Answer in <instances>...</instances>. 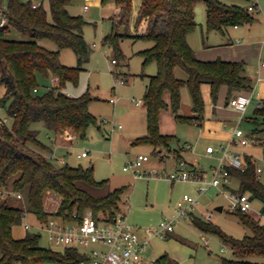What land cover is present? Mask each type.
Returning <instances> with one entry per match:
<instances>
[{
	"label": "trees",
	"instance_id": "obj_1",
	"mask_svg": "<svg viewBox=\"0 0 264 264\" xmlns=\"http://www.w3.org/2000/svg\"><path fill=\"white\" fill-rule=\"evenodd\" d=\"M48 2L46 7L45 2ZM74 0H0V84L5 85V93L0 106H7L11 123L0 117V187L12 188L23 194V198L11 197L0 201V264H11L20 259L24 264H43L47 260L62 264H73L86 258L77 248L56 251L40 246V233L29 231L22 238L13 234V226L23 221L28 212H33L40 220H47L44 209L49 191L60 196L58 212L84 213L91 209L95 214L109 213L115 216L123 211L121 201L128 186L122 185L104 195H96L91 188H102L108 179L98 180L94 166H72L58 163L47 156L52 152L50 145L39 138L36 123L43 122L49 132L64 134L72 129L75 135L85 137L88 129L98 123V117L89 105L93 99L89 90L80 95H69L64 91L68 83L77 85L80 74L85 69L92 49L85 39L83 28L87 20L83 15H74L68 5ZM106 3L110 0H102ZM121 7L112 16L113 27L104 37L117 56L124 57L121 40L128 34V26L133 0H114ZM198 0H142L138 22L146 20L147 29L142 38L153 44L139 53L144 57V65L157 63L155 74L142 73L148 77L143 97L147 109V133L133 140V144L148 143L160 149H169L175 135L164 134L160 129L161 113L171 109L180 122L202 123L205 118L207 101L203 93L209 86L211 100L217 104L222 86L228 88L226 100L235 92L252 91L253 79L246 73L244 60L200 59L188 41L199 22L196 19L195 4ZM207 9L209 29L250 24L255 20L254 10L247 4H227L222 0H203ZM257 5L258 3H254ZM13 29L29 36L28 39L10 38ZM42 39H50L57 49L41 44ZM73 49L78 57L75 66L64 64L60 59L61 50ZM117 62L118 59H114ZM182 69L186 77L177 75ZM53 77L59 78V85L43 83ZM187 87L191 96V114L180 113L183 89ZM37 89V90H35ZM169 96L167 100L166 96ZM256 124L253 133H259L261 145L264 138V100L256 106L248 117ZM262 134V135H261ZM251 136V133H250ZM178 159L181 156L177 155ZM245 167L227 166L232 177L240 182L237 193L251 191L253 197L263 201L264 183L260 179L258 166L252 156L245 155ZM196 172L202 169L192 166ZM243 223L252 230L251 235L236 238L226 233L209 219L190 211L193 224L205 233L220 236L231 246L234 257L222 256L221 264H264L253 256L264 257V224L249 212L234 209ZM154 264H177L175 258L164 253Z\"/></svg>",
	"mask_w": 264,
	"mask_h": 264
},
{
	"label": "rangeland",
	"instance_id": "obj_2",
	"mask_svg": "<svg viewBox=\"0 0 264 264\" xmlns=\"http://www.w3.org/2000/svg\"><path fill=\"white\" fill-rule=\"evenodd\" d=\"M222 1L227 4L242 3L243 5L258 2L257 8L254 10L255 20L238 29L234 26H228L223 32L225 34H223L220 29L208 28L206 3L203 0H198L195 4V14L200 25L190 34L192 45L202 47L203 36L204 38L208 36L205 39L207 42L221 45L216 48H225L228 49L229 53L232 51L233 54L237 55L241 53L247 63V72L249 74L255 73L259 64L264 61V0ZM141 2L142 0H133L132 2L130 16L132 32L136 30L135 14ZM84 3L83 0H77L72 6V10L82 13L84 18L89 20V23L85 24L83 29L92 52L90 59L84 63L85 69L80 74L79 83L77 85L71 82L68 83L64 91L73 95H80L89 90L93 97L89 108L98 117V123L88 129L85 137L76 136L72 129L66 130L63 134V140L68 143L61 144L56 134L49 132L43 122H38L36 127L39 130V138L51 146L56 158L61 159L63 157L66 159V163L72 166L83 165L88 167L93 165L95 177L98 180L108 179L107 184L102 188H91L92 193L104 195L116 187L127 185L128 188L123 194L121 205L129 222L135 224L138 220H143L146 221L148 226L153 225L155 228H159L161 221L174 220V230L170 235H167L166 240L163 242H169L167 245L168 252L166 253L174 257L178 264H221L222 256L234 257L231 246L225 244L219 235L201 231L193 224L189 213L186 216L178 217L177 205L183 200L185 194H188L196 199L193 211L197 215L213 221L226 233L236 238L251 235L253 233L251 228L243 223L239 214L231 207L232 199L230 195L232 192L237 193L240 186L239 179L232 177L227 185L210 186L206 191H200L198 180L172 181L169 178L168 174L175 169L177 160H180L176 152L163 149L161 152L163 160H161L155 153L147 152L149 150L147 145L140 146L131 143L132 138L129 137H131V126L137 122V110L145 106L143 102L140 106H137L133 101V98L143 100L144 97L148 77L141 74L151 75L157 72V63L151 61L144 65V57L139 53L140 49L148 47L150 42L143 39L135 41L133 37L127 36L120 42L125 56H117L113 47L109 43L104 44L103 42V35L110 31L112 25L108 19H103V15L108 17L112 14L113 8L111 5L105 4L104 11L101 8L93 7L85 12L83 11ZM45 5L46 7L49 6L47 1ZM8 36L15 39L29 38L28 35L22 34L16 29H13ZM236 38H241L242 41L234 43L235 47H222L223 43ZM94 42L96 46L93 45ZM41 43L53 50L58 48L57 44L50 39H42ZM60 59L64 64L70 66H75L78 63L77 54L71 48L62 49ZM113 59L118 60L113 62ZM177 75L186 77V73L182 69L177 70ZM122 79L124 82H122ZM47 85H50V82ZM209 89L208 85H205L203 89L208 111L212 108L213 103ZM5 90V85L0 84V100ZM245 95L250 94L246 93ZM112 96L117 97L116 104L110 100ZM254 100L250 102L245 114L242 116L241 114L233 115L232 112L228 111L224 112L222 118L231 117V121L227 124L228 130L233 132L239 126L246 134L251 132L252 137L260 136L259 133L252 132L256 124L248 118L256 108ZM190 104L191 96L188 88L185 87L182 93L180 113H187ZM7 106H0V117L7 118V123H11L7 114ZM241 117L240 125L235 126V123ZM119 124H122V127H119ZM178 124L179 129L174 145L178 142V139L182 141L188 139L194 146L196 145L195 150H191L194 152H188L186 157L190 159L189 161L196 162L198 168L202 169L206 180L211 179L214 169L221 165V156L223 155H206L204 152H197V150L205 149L209 142L216 145V141L204 139L200 146H197L195 139V141L189 139L198 136L194 124L191 125L188 122H179ZM134 128L137 131V127ZM67 135L72 137L68 138ZM84 150L88 152V156L78 157V154ZM143 151L146 154L148 153L151 159L142 167V175L136 177L131 171L125 170L124 166ZM229 152H240L244 156L246 154L252 156L257 166L262 168L259 175L264 183L263 145L258 142L246 145L232 143L229 146ZM47 156L51 158L53 155L47 153ZM153 167H156L162 175L151 176L144 173L145 170H150ZM246 194L251 198V208L246 212H249L264 224L263 201L259 197H253L251 191H247ZM59 205L60 196L49 191L45 198L44 209L54 212L59 208ZM218 206H223V209H217ZM26 220L34 227L26 229ZM39 221L37 215L28 212L21 223L13 226L14 236L22 238L27 232L36 231L41 234L40 246L56 251H64L66 246L51 240L47 229L37 228V226H41ZM86 249L80 248V250ZM252 258L257 261H264L262 256H253ZM43 264L62 263L47 260Z\"/></svg>",
	"mask_w": 264,
	"mask_h": 264
},
{
	"label": "built area",
	"instance_id": "obj_3",
	"mask_svg": "<svg viewBox=\"0 0 264 264\" xmlns=\"http://www.w3.org/2000/svg\"><path fill=\"white\" fill-rule=\"evenodd\" d=\"M251 10L256 9L253 3L249 6ZM7 21L5 16L2 17L0 25H4ZM115 62V60H113ZM122 82L124 80L122 79ZM53 85H59V78L53 77ZM37 90V89H35ZM117 98L112 97L111 101L116 102ZM251 95H237L230 100V105L242 113L246 112L248 105L252 101ZM139 100L137 104H140ZM256 103V106L260 105ZM2 118V117H1ZM7 122V118H2ZM122 127V124H119ZM68 138L72 137L67 135ZM259 139L249 136L245 131L237 126L233 132V138L227 145H222L223 157L222 163L214 169L213 177L206 180L203 173L196 172L191 165L184 159L177 160L175 169L168 174L172 181H187L198 180L199 190L206 191L210 186L227 185L232 176L228 170L229 165L235 167H245L244 155L240 152L230 153L229 146L232 143H240L246 145L249 143H257ZM264 146V139L262 140ZM190 148V144H186ZM208 152H213L212 145L207 147ZM87 151L79 154L80 157L86 156ZM155 154L162 160L161 151L156 150ZM55 160V156L51 157ZM151 157L146 153H139L133 160H129L124 166L125 170L131 171L136 177L142 175V167L150 161ZM262 170L258 167V171ZM151 176H161L162 173L156 167L150 170H145ZM23 198V194L8 187H0V201L11 198ZM232 199L231 207L233 209H240L248 211L251 208V198L244 193L232 192L230 195ZM196 199L188 194H185L182 201L177 205V216H186L194 208ZM187 203V204H186ZM59 209V208H58ZM58 209L48 211L49 217L47 220H40L41 226L37 228L47 229L49 238L56 242L62 243L66 248H87L80 250L86 255V258L78 260L73 264H148L145 253L151 244L150 239L141 237L137 227L128 221L124 211L118 212L117 215L111 216L106 212L94 213L93 210L88 209L84 213L75 211L72 214H60ZM174 220H163L160 222V227L155 228L153 225L148 226L147 231L151 235L167 237L169 233L174 230ZM34 227L28 220L25 222V228L31 229ZM11 264H24L22 260L15 259Z\"/></svg>",
	"mask_w": 264,
	"mask_h": 264
},
{
	"label": "crops",
	"instance_id": "obj_4",
	"mask_svg": "<svg viewBox=\"0 0 264 264\" xmlns=\"http://www.w3.org/2000/svg\"><path fill=\"white\" fill-rule=\"evenodd\" d=\"M76 1L77 0H74L68 5V10L70 11V13H72L74 15H82V13H79L77 11L72 10V6L74 5V3ZM83 2H85L83 4V9H84L83 11H85V12L89 11L93 7L101 8L104 11V5L105 4L111 5V7L113 8L112 14H110L108 17H104V15H103V19H108L112 23L110 31H109V32H111L112 27H113V21H112L111 17L117 15L119 13L121 7L118 6L115 3L114 0H110V1H108L106 3H103L102 0H83ZM236 4H242V3H236ZM141 5H142V2L140 3V5H139V7H138V9L136 11V14H135V20H136V22H135V24H136L135 32L131 31L130 21H129L128 34L131 37H133L135 35L144 34L146 29H147L148 22L146 20H143L140 23L138 22L139 11H140ZM87 23H89V20H87ZM199 25H200V23H199ZM241 26H245V25H235L234 27L238 29ZM108 33H105L103 35V42H104V37ZM83 34L85 36L84 29H83ZM190 34L188 35V41H189L190 45L193 47V49L195 50L197 56L200 59H203V60H214V59H217V58H221V59H224V60H244L245 61V59H244V57H242L241 53H238V55L237 54H233L232 51L229 53L228 49L216 48V47H220L221 45H215V44L207 42L205 39H207L208 36L206 38H204V36H203V43H202L203 46L202 47H195V46L192 45ZM223 34H225V33H223ZM133 38L135 39V41L138 40V39H142V38H135V37H133ZM143 40H145V39H143ZM146 41H148V40H146ZM241 41H242L241 38L231 39V41L223 43L222 47L227 46V47L233 48V47H235L233 45L234 43L241 42ZM149 42H150V45L148 47H150L153 44L151 41H149ZM104 44H105V42H104ZM93 45L96 46V43L94 42ZM89 46H90V44H89ZM145 48H147V46ZM145 48H142L140 50H143ZM246 73L253 79L254 89L252 91L235 92V96H237V95H245L246 93H249L252 96V99L253 100L255 99L254 101H255V105H256L257 102L264 100V61H262L259 64L258 69H257V71L255 73L249 74L247 72V68H246ZM126 80H128V79H126ZM49 82H50V85H48V86L53 85L54 84L53 83V78H50L48 80H44L43 81V83L46 84V85ZM146 85H147V83H146ZM183 91H184V89H183ZM227 91H228V88L226 86H222L221 87L220 93H219V100H218L217 104L212 103V108H210L209 111L207 110V107H206V112H205L206 113V115H205L206 118H204L202 123L197 124L194 121L188 122L191 125L194 124L195 129H196V131L198 133V136L196 138H194V137L193 138H189L191 140L195 139L197 146H200V144L204 141V139L205 140L211 139V140L216 141V145H214V143L209 142L206 145L205 149L201 148V151L197 150V152H204L206 155H214V156L216 154H222L223 155L222 145H226V143L228 141L230 142L231 138H233V132L234 131L232 132L231 130H228V128H227V126H228L227 124H228L229 121H231L230 120L231 117L225 119V118H222V115L226 111L232 112L233 115L241 114V116H242L243 114H245V112L242 113L241 111H239L236 108L232 107L230 105L229 101L226 100ZM67 93L69 95H73L70 92H67ZM112 97H116V96H112ZM166 97H167V100H169V96L167 95ZM140 100H142V99H140ZM133 101H135V104L137 106H140V104L143 102L142 101L140 104H137V102L139 100H137L135 98H133ZM113 103L116 104L117 102H113ZM224 103H225V105H223ZM190 105L191 106L187 110V113H184V114H191L192 101H191ZM137 116H138L137 122H135V124H133L131 126L132 127V131L130 132V136L131 137H129V138H132L131 139L132 140L131 141L132 144H133V140L135 138L147 133V127H148L147 126V109H146L145 106H143L142 109H138L137 110ZM241 120H242V117L240 118V120L237 123H235L236 124L235 126L240 125ZM179 122L180 121L177 120V118L175 117V115H174V113L172 112L171 109H164L162 111L161 120H160L161 132L164 133V134L175 135V139H173L171 141L170 148L167 149V150H169V152H174V153L176 152L179 156H181V158H183L185 161H187V163L189 165L195 166V167L198 168V166L196 165L195 161H189L190 159H188L186 157V154L188 152H194V151H191V150H195L194 148L196 147V145L194 146V144L192 142H190L188 139L186 141H182V140L178 139V142H177L178 144L176 143L174 145V141L177 138V131L179 129L178 128L179 127V124H178ZM134 127H137V131H136V129ZM111 131H113V130H111ZM250 133L248 134L249 136H250ZM57 136L59 137V140H60L61 144L68 143V142H65L66 140H63V134H58ZM186 144H190L191 147L187 148ZM133 145H135V144H133ZM139 145L140 146L147 145L149 147V150L147 152L155 153L156 150L162 152V149H160V148L156 149L154 147V145H152V144L143 143V144H139ZM210 145H212L214 147V151L213 152H208L207 151V147L210 146ZM144 152L145 151H143V153ZM51 154L54 155V152H51ZM86 156H88V154ZM86 156H83V157H86ZM78 157H80L79 154H78ZM222 157L223 156H221V158ZM55 160L58 161L59 163H66V159L63 158V157L61 159L56 158ZM173 165H174V163H173ZM198 169H200V168H198ZM134 225L137 227V229L140 232L142 238H145V239L147 238V239L151 240V244H150V246L148 247V249H147V251L145 253V257H146V260H147L148 264H154V262H155L157 257H159L160 255L168 252L167 251V245H168L169 242H163V241L166 240V237L165 238H161L160 236L151 235L150 233H148V231H147L148 225H147L146 221L138 220L137 223H135ZM170 234L171 233H169L168 235H170Z\"/></svg>",
	"mask_w": 264,
	"mask_h": 264
},
{
	"label": "water",
	"instance_id": "obj_5",
	"mask_svg": "<svg viewBox=\"0 0 264 264\" xmlns=\"http://www.w3.org/2000/svg\"><path fill=\"white\" fill-rule=\"evenodd\" d=\"M217 209L222 210L223 206H218Z\"/></svg>",
	"mask_w": 264,
	"mask_h": 264
}]
</instances>
